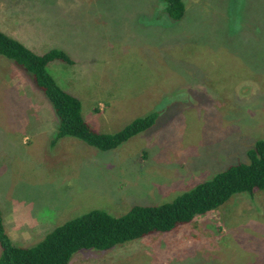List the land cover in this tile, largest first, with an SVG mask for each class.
<instances>
[{"label":"rangeland","instance_id":"obj_1","mask_svg":"<svg viewBox=\"0 0 264 264\" xmlns=\"http://www.w3.org/2000/svg\"><path fill=\"white\" fill-rule=\"evenodd\" d=\"M0 0V29L33 51L65 50L48 71L114 133L156 112L110 150L54 144L57 116L26 69L0 54V208L12 241L31 245L92 209L121 217L170 202L264 139V0ZM27 74V76H26ZM145 154V155H144ZM264 264V191L237 193L170 231L68 264Z\"/></svg>","mask_w":264,"mask_h":264},{"label":"trees","instance_id":"obj_2","mask_svg":"<svg viewBox=\"0 0 264 264\" xmlns=\"http://www.w3.org/2000/svg\"><path fill=\"white\" fill-rule=\"evenodd\" d=\"M163 1L172 19L185 16L184 0ZM0 54L23 66L51 104L58 120L53 144L63 137H75L98 149L110 150L155 123L157 113L153 111L114 133L98 131L83 118L80 99L65 91L48 71V64L57 59L74 64L69 53L58 48L36 53L0 29ZM247 158L246 162L230 165L170 202L136 205L121 217L104 209H92L65 221L27 246L12 241L0 208V264H68L83 249L106 250L155 232L170 231L199 214L218 209L237 193L264 191L263 138L255 140Z\"/></svg>","mask_w":264,"mask_h":264}]
</instances>
